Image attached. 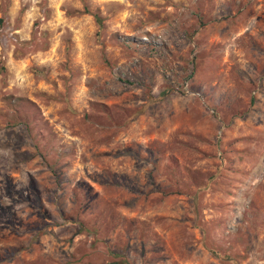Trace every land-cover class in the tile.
I'll list each match as a JSON object with an SVG mask.
<instances>
[{"label": "rangeland", "instance_id": "rangeland-1", "mask_svg": "<svg viewBox=\"0 0 264 264\" xmlns=\"http://www.w3.org/2000/svg\"><path fill=\"white\" fill-rule=\"evenodd\" d=\"M113 263L264 264V0H0V264Z\"/></svg>", "mask_w": 264, "mask_h": 264}, {"label": "trees", "instance_id": "trees-1", "mask_svg": "<svg viewBox=\"0 0 264 264\" xmlns=\"http://www.w3.org/2000/svg\"><path fill=\"white\" fill-rule=\"evenodd\" d=\"M97 23L100 25L101 24V20L99 18H96ZM114 264V263H113Z\"/></svg>", "mask_w": 264, "mask_h": 264}]
</instances>
